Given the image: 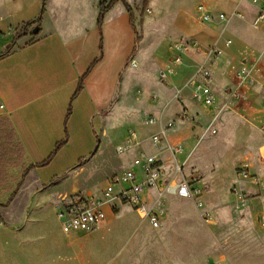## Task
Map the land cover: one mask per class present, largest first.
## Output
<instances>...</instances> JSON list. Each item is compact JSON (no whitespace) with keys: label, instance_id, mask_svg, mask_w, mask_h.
Wrapping results in <instances>:
<instances>
[{"label":"rangeland","instance_id":"1","mask_svg":"<svg viewBox=\"0 0 264 264\" xmlns=\"http://www.w3.org/2000/svg\"><path fill=\"white\" fill-rule=\"evenodd\" d=\"M10 1L13 0H0L1 29H7L4 20L8 22L12 13L16 14L23 7L28 17L35 20L40 18L43 0H14L15 6L12 5L11 9L10 5L6 6ZM64 1L73 7L79 2L92 4L95 0H54L52 4L47 0L44 3L45 8L48 12H57ZM98 1L101 6L102 3H111L112 0ZM123 2L131 8L130 23L136 35L137 55L127 61V102L120 110L119 120L111 128L108 137L102 136L101 131L95 127L98 140L92 132L80 130V134L75 135L68 146L57 152L48 166L33 169L10 208L13 212L4 215L5 221L12 223L16 220L19 211L15 210L26 205L29 193L41 182L46 191L33 196L34 204L40 202L42 206L48 207V227L55 231L61 226L53 218L52 209L49 207L51 200L54 203L60 200L62 203L64 198L77 194H98L107 185V180L123 169V161L128 157L119 155L115 151V144L132 129L138 128L139 137H149L155 131H160V123L147 126L158 113L170 122H179L180 112L188 107L190 119L185 123L180 122L178 131L170 129L168 135L185 147L184 155L178 156L180 162L189 151H193L189 168L191 171L199 169L202 174V196L197 204L189 200L169 201L167 217L159 229H153L143 222L140 215L129 206L122 207L120 212L114 214V218L109 215V220L102 229L89 233L88 247L92 250L93 264H264V224L258 221L264 213V198L259 199L262 194H257L255 185L261 186L263 175L257 169V180L253 187L249 186L251 176L240 177L237 173L242 161L250 159L260 165L259 160L262 159L264 122L257 127L248 121L249 118L244 112L237 111L246 95L243 85H237L241 83L240 74L244 66L251 65L254 78L257 81L264 80V61L259 62L252 55L236 56L235 45L228 48L229 50L223 49L224 53L226 51V61L216 68L217 73L231 75L236 86L229 82L224 84L225 81L217 75L212 76L213 83L209 80L204 82V86L208 93L213 94H216L214 88L220 87L223 92L217 93L222 99L223 94L229 95L230 102L234 92L240 94V98H236L237 102L230 105L229 112V107L227 109L225 105L214 110V105L208 106L203 100L194 105L188 96L190 103L182 104L185 101L182 90L177 92L174 86L164 82L159 75V62H169L176 54L175 47L180 43L187 45L191 56V53L199 52L204 47L211 48L214 34L222 33L225 27L226 34L230 33L227 37L234 41L232 36L238 40L243 37H259L261 47L264 46V37L252 26L264 0H121L117 3L118 7L121 8ZM16 5L19 6L18 10L15 9ZM199 6L209 10L212 21L200 20ZM124 10L127 12L125 6ZM112 12L114 18L121 17L122 12L119 9ZM235 13L242 14L244 18L235 16L227 22L219 17L220 14H225L229 19ZM42 17L47 28L51 23L47 16ZM12 27L10 26L11 29ZM35 27L36 24H19L17 28L14 25L12 31L16 32L19 39H29ZM124 39H130L128 30L124 31ZM197 40L200 41L199 46L195 45ZM213 58V55L207 58V66ZM243 58L246 59L243 61ZM134 60L138 62L135 68L131 67ZM242 61L250 63L243 65ZM186 63L189 78L196 73V69L193 59L188 58ZM233 63L236 68L231 67ZM180 72V67H176L175 75L172 76L176 81ZM194 78L197 83L200 76ZM180 83L182 82L178 81ZM153 103L157 106L153 107ZM222 109L225 110L223 113L227 112L212 123L211 114ZM164 144L148 143L145 150L150 153L162 152L160 158L165 159L168 154L162 151ZM53 150L55 148H44L40 154L33 152L29 160H47ZM46 151L49 152L45 155ZM240 181L249 183L240 188ZM7 199L8 195H0V202ZM198 203H201L200 207ZM204 213L212 215L214 224L205 222L202 217ZM34 222L24 236L23 241L26 244L20 245L18 241H11L8 245L0 246V264H54L52 260L48 259V262L46 259L53 249L45 243L40 223L36 220ZM63 250L60 249L55 264H65L67 261L61 252ZM55 257L57 259L56 254Z\"/></svg>","mask_w":264,"mask_h":264},{"label":"crops","instance_id":"2","mask_svg":"<svg viewBox=\"0 0 264 264\" xmlns=\"http://www.w3.org/2000/svg\"><path fill=\"white\" fill-rule=\"evenodd\" d=\"M53 1L49 0V3L52 4ZM44 3L45 1L43 0V7L45 8L46 5ZM14 4L13 0L6 4V6L10 5L11 9V6ZM116 8L122 12L120 18H114L112 10L115 11ZM15 9L18 10L19 6L16 5ZM59 9L57 12L51 10L48 12L45 8L44 16H47L48 21L51 23L50 26L46 28L43 20L39 27L40 30L36 34L30 35L29 39L26 37L19 39L16 36V32L12 31L14 25L17 28L19 24H28L35 20L28 17L24 7L19 9L20 11L16 12V14L12 13L9 17L11 22L4 20L8 26L7 29L3 30L0 28V195H8L10 199L11 195L17 191L16 196L9 205L6 206L9 199L5 202H0V217L2 218V223L0 224V246L4 244L8 245L11 241H18L20 245L26 244V241H23L24 236L28 234L31 225L36 220L43 228L42 234L45 236V243L53 249L48 258H42L50 259L55 264L58 260L60 249H64L61 252L67 258L65 264H93L92 250L88 247L89 235L91 233L64 234L61 227H58L55 231L49 230L47 222L49 219L48 207L42 206L40 202L34 204L33 199L34 195H37L39 192L42 194L46 191L41 182H38L34 190L29 193L26 205L15 210L19 211L16 220L12 221V223H7L9 220L5 221L4 219V215L8 212H13L10 208L17 199L20 189L25 184L26 177L23 180L24 172L30 166L41 164L46 160L44 159L41 162L30 161V155L33 152L40 154L44 151V148L52 150L59 142L67 139L68 143L64 146L66 147L71 143L75 135L80 134V130L92 132L95 139L98 140V135L95 131L96 127L101 131L102 136L108 137L111 128L119 120L120 110L125 105V102H127V61L137 54L135 53L136 35L130 23V14L124 10V5L120 8L116 4L106 14L102 26L98 25L100 15V2L98 0H95L92 4H80L79 2L73 7L64 1L61 3ZM10 26H13L12 29ZM226 28H224L222 33L214 34L215 39L212 46L218 47V50L222 53L219 57L213 58L208 67L212 70L213 77L217 75L221 77L222 81H225L224 84L229 82L235 87L236 82H234L231 75L223 76V74L217 73L216 68L226 61V51L224 53L223 49L227 48L229 50L235 45L234 51L236 56L241 54L252 55L260 62L261 60L264 61V46L261 47V39L259 37L255 39L243 37V40H238L232 36L235 39L234 41L232 38L227 37L230 36V33L226 34ZM125 30H128L130 34L129 42L124 39ZM255 30L260 31V36L264 37V24ZM207 33L209 34V32ZM228 40L232 41V44L229 46L226 45ZM197 41L200 43L199 40ZM207 49L208 47H204L199 52L191 53V56L189 52L183 54V63L181 66H178L181 72L177 81L173 78L175 74L169 80H164V82H168V84L174 86L177 92L178 90H182L181 94L185 99V101H182V104L186 105L190 103V100L194 102V105L200 102L198 99L199 92H196L194 87L189 88L185 86L197 75L200 64L205 60V51ZM188 58L193 59L196 69V73L189 78L186 63ZM244 59L246 58H243V61ZM171 60L167 63L164 61L159 62V75L171 63ZM243 61L241 62L243 65L250 63V61H247V63ZM133 63H135V66ZM212 63L214 64L211 65ZM137 66L138 62L134 60L131 63V67L135 68ZM231 67L236 68L234 63ZM252 77L253 81H244L243 84L237 85V87L243 85L246 93L245 99L237 111L244 112L251 124L260 127L264 122V80L257 81L253 75ZM81 80H83V89L77 93ZM178 81L182 83L178 84ZM212 81H214V78H211ZM200 82L205 85L202 79L197 81V85ZM214 90L217 94L214 93L216 99H214L215 102L213 104L214 110H218L221 105H225L227 109L229 107V112L231 110L230 105L237 102L236 98H232V101L236 100L235 102H230L229 95L222 93L224 97L222 99L220 94L217 93V91L223 92L220 87L218 89L214 88ZM183 92L186 93L183 94ZM187 96L189 97V101L187 100ZM222 101L223 103H221ZM151 105L153 107L157 106L155 103ZM187 108L184 107L182 109L179 114L180 121L177 123L170 122L169 119L164 118L160 113L156 114L153 119L154 122L147 126L160 123L161 130L155 131L149 137L138 136L140 145L128 153L121 154L128 155V157L123 161V169L119 173L127 169H133L141 176L140 169L133 167V160L140 152L157 157L163 170V182L171 181L174 177H176L175 182L179 180V176H175L177 164L184 165L186 173H189L191 171L189 162L193 151H189L180 162L178 156L184 155L185 147L182 143L176 139H171L168 135L170 129L178 131L181 125L180 122L185 123L190 119ZM224 111L222 109L219 112L212 113L210 117L212 123L218 121L227 112L223 113ZM182 113H185L187 117L182 118ZM170 124H172V127L168 128ZM137 130L138 128L130 130L126 136L115 144V151L118 146L123 144L130 132L134 131L137 134ZM163 131H165V137L162 138L160 144L165 143L162 149L164 153L168 154L165 159L160 158L162 152L150 153L145 150V145L148 143L156 145L153 143L152 138L153 136L161 135ZM176 146L182 148L181 153L174 154L171 151V148ZM263 150L264 147L261 148L262 159L259 160L260 165L256 164L253 160L246 159L239 165V170L237 168V171H239L237 173H239L240 177H243L240 174V169L244 165L248 166V174L252 179L249 181L251 182L249 186L254 187L256 185L257 194H262V197H258L261 200L264 198V191L261 186L255 184L257 180L255 176L257 169L260 170L259 172L263 175L261 179L264 181ZM47 152L49 151L44 152V154L46 155ZM164 163L167 165L165 166ZM193 171L198 172L201 176V181L195 187L203 190L202 184H200L203 181L200 170L194 169ZM249 182L244 181L243 183L240 181V188ZM150 194L156 195L157 190H152ZM173 200L195 202L191 199L168 197L165 202L167 210L169 209V201ZM49 205L52 209L54 220L59 222L57 213L61 209L60 200L56 203L51 200ZM115 213L109 212L107 220L103 225L109 220V215L114 218ZM263 215L264 213L258 218L259 222ZM166 217L167 213L164 220ZM143 222L148 223L147 221ZM212 224H214L213 221L209 225ZM103 225L97 230L102 229ZM55 254L57 255V259ZM45 261L43 262H49V260L48 262Z\"/></svg>","mask_w":264,"mask_h":264},{"label":"built area","instance_id":"3","mask_svg":"<svg viewBox=\"0 0 264 264\" xmlns=\"http://www.w3.org/2000/svg\"><path fill=\"white\" fill-rule=\"evenodd\" d=\"M200 20L203 22L212 21V15L209 10L203 6H199ZM228 17L225 14H220V19L229 22L233 18L238 17L243 19L244 16L240 13L233 14ZM264 24V3L260 6L259 12L252 22V26L258 29ZM232 41L228 40L226 45L229 46ZM199 46L198 42L195 44ZM189 48L185 43H180L175 47L176 54L172 58L171 63L161 72L160 77L165 81L169 80L175 74V68L181 66L183 63V54L188 53ZM221 51L212 46L205 51V60L200 64L197 76H200L204 82L211 80L213 72L207 66V58L213 55L217 58L221 55ZM212 60V59H211ZM135 66V63H133ZM251 67V65H250ZM244 66L241 72V83L244 81H253L251 68ZM185 87H194L196 92H199L198 99L210 106L214 104L215 96L213 93H208L203 83L197 85L195 78H193ZM233 98H238L239 93L234 92ZM187 115L182 113V118ZM154 120L151 121L153 123ZM172 124L168 126L171 128ZM165 137V131L161 135L153 136L154 144L160 143ZM139 138L136 132L132 131L127 138L116 148L118 154H125L130 152L135 147L139 146ZM174 154L182 152L180 146L171 148ZM133 167L139 168L141 176L133 170L127 169L119 174L111 176L107 180V185L100 189L98 194L87 193L77 194L70 198H64L61 203V209L57 213L58 220L61 224V229L64 234L70 233H84L89 234L101 227L107 220L109 212H119L122 207L129 206L133 208L143 219L147 221L153 229H159L164 221L166 215L165 202L168 197H178L182 199L194 200L197 204L199 198L202 196V189L195 187L201 181V176L196 171L186 173L184 165H176L175 176H179V180L175 182V178L171 181L162 180V167L157 157L154 155L140 152L133 160ZM248 166L244 165L240 169V174L243 177H248ZM261 188L264 191V182L261 183ZM152 190H157L156 195H151ZM143 194L145 195L143 197ZM201 206V203H198ZM205 222L211 224L213 221L210 213L202 215ZM264 224V215L261 217ZM2 218L0 217V224Z\"/></svg>","mask_w":264,"mask_h":264},{"label":"trees","instance_id":"4","mask_svg":"<svg viewBox=\"0 0 264 264\" xmlns=\"http://www.w3.org/2000/svg\"><path fill=\"white\" fill-rule=\"evenodd\" d=\"M46 1V0H44ZM121 0H112L111 3L109 4H101L100 6V15H99V19H98V25L99 26H102L103 22H104V19H105V16L106 14ZM147 2V0H145ZM125 8L127 9L128 13L131 14V8L128 6V4H126L125 2H123ZM45 13V8L43 7L42 8V12H41V16L40 18L36 19V20H33L32 22H29L27 24V26H29L30 24H36V27L33 29V34L34 33V30H40V24H41V21H42V16L44 15ZM83 89V80H81L80 84H79V88H78V92H81V90ZM68 143V140H64V141H61L58 143V145L55 147V150L52 152V154L49 156V158L47 160H45L44 162H42L41 164H38V165H32L30 166L29 168H27V170L24 172L23 174V180L25 179V177H27V175L29 174V171H31L32 169L34 168H37V167H46L48 166L52 159L55 157L56 153L59 152L66 144ZM22 180V181H23ZM17 192V191H16ZM16 192L13 193L8 201V203L6 204L9 205V203L13 200V198L16 196Z\"/></svg>","mask_w":264,"mask_h":264},{"label":"water","instance_id":"5","mask_svg":"<svg viewBox=\"0 0 264 264\" xmlns=\"http://www.w3.org/2000/svg\"><path fill=\"white\" fill-rule=\"evenodd\" d=\"M37 31H38L37 29H36V30H34V33L36 34V33H37Z\"/></svg>","mask_w":264,"mask_h":264}]
</instances>
